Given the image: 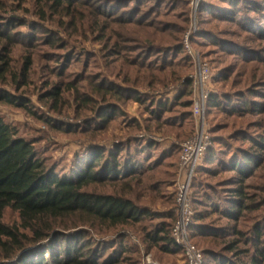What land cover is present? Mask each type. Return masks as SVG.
I'll use <instances>...</instances> for the list:
<instances>
[{
	"label": "rangeland",
	"instance_id": "1",
	"mask_svg": "<svg viewBox=\"0 0 264 264\" xmlns=\"http://www.w3.org/2000/svg\"><path fill=\"white\" fill-rule=\"evenodd\" d=\"M0 30L9 36L0 38L1 62H8L0 95L18 102H0V116L62 175L74 176L98 149L120 146V157L140 174L89 190L125 195L148 211L139 222L114 227H73L68 219V229L56 227L59 233L24 255L49 260L50 248L80 240L98 249V264L186 263L183 248L166 250L147 235L168 222L173 208L178 214L179 152L197 122L182 101L194 72L188 42L211 70V93L229 101L206 111L209 153L190 194L195 211L205 215L200 224L215 235H191L192 241L202 264L249 263L255 228L264 226V155L245 169L247 210L231 215L228 209L240 178L232 166L264 135V0H0ZM182 43L186 49L179 50ZM105 81L128 89V98L104 102L96 83ZM55 87L61 96L53 99L48 92ZM157 103H168L159 116L151 111ZM112 105L121 112L104 127L99 119ZM3 222L20 225L19 212L6 208ZM5 261L0 248V264Z\"/></svg>",
	"mask_w": 264,
	"mask_h": 264
},
{
	"label": "trees",
	"instance_id": "2",
	"mask_svg": "<svg viewBox=\"0 0 264 264\" xmlns=\"http://www.w3.org/2000/svg\"><path fill=\"white\" fill-rule=\"evenodd\" d=\"M46 1V0H45ZM56 4H63L65 0H51ZM71 1V0H68ZM0 38H9L4 31L0 30ZM119 49L118 43L113 45ZM177 47V46H176ZM179 50L186 49L184 43L179 44ZM119 53V52H118ZM113 52V54H118ZM192 66L193 58L190 56ZM3 57L0 54V62ZM31 64V58H27L26 72ZM8 62H1L0 75L6 73ZM128 81V78H125ZM97 91L102 93L103 101L108 99L120 101L127 99L128 91L120 86L110 84L108 81L97 82ZM187 97L182 100L184 105L193 109L195 84L192 77L186 80ZM49 96L56 99L61 96L60 88L55 87L48 92ZM134 97L142 100L141 94L134 92ZM107 97V98H106ZM18 103L13 98L0 95V102ZM228 100L222 96L211 93L207 100V110L212 107H221ZM229 102V101H228ZM158 107L153 108L152 114L159 116L162 111L168 109V103H157ZM21 105H27L21 103ZM250 105L245 103V108ZM257 109L255 107H251ZM249 108V109H251ZM121 109L116 105L105 109L103 118L99 119L101 124L106 127L112 118ZM193 113V111H192ZM195 132V131H194ZM194 132H190L184 141L189 139ZM253 150L244 152L240 159L232 166L240 177L231 196L232 208H229V214L240 215L247 210L250 203V197L245 192L244 179L246 168L257 159L262 160L264 155V135L257 137L253 141ZM100 149L94 152L91 160H88L74 176L62 175L56 172L44 158L40 156L35 143L19 135L18 128L7 122L0 116V248L2 250L5 262L1 264H98V249H90L89 244L78 240L72 244H66L62 247L60 243L57 247L50 248L51 259H46L43 254L37 255L33 252L31 255H24L27 247L39 245L42 241L49 239L52 235L59 233L56 227H65L63 223L69 219L73 227L80 224H92L96 222L101 225L117 226L133 222H139L148 214L146 209H141L130 198L122 194H113L100 191L89 190V187L95 183H106L112 181L133 180L140 173L137 170V164L130 158H121L123 148L118 146L115 149ZM182 153V145L179 152V158ZM209 153V146L204 153L203 159ZM202 159V160H203ZM202 162V161H201ZM200 164L195 170L192 181L191 193L195 188L196 177L198 175ZM175 207L177 206V191H175ZM194 216L190 226L191 235H215L212 234L209 227L200 224L204 213L196 212L194 201L191 199ZM11 207L20 214V225L9 226L3 222V215L6 208ZM178 218L174 208L168 212V222L159 226L148 233V238L156 243L162 242L166 250H181L176 243L172 230ZM254 234L256 236L255 253L249 263L243 264H264V226H257ZM59 242V241H58ZM88 244V245H87ZM88 247V248H87ZM35 249V248H34ZM230 261H222L223 264H233ZM102 264V263H101Z\"/></svg>",
	"mask_w": 264,
	"mask_h": 264
},
{
	"label": "built area",
	"instance_id": "3",
	"mask_svg": "<svg viewBox=\"0 0 264 264\" xmlns=\"http://www.w3.org/2000/svg\"><path fill=\"white\" fill-rule=\"evenodd\" d=\"M186 46L194 60L192 78L195 84L193 114L197 119L194 134L182 143L179 181L177 184L178 218L172 230L176 243L183 248L185 264H202L203 253L193 243L190 226L194 216L190 199L195 170L203 159L210 142L209 129L205 120L207 100L211 91L212 73L206 62L194 52L188 42Z\"/></svg>",
	"mask_w": 264,
	"mask_h": 264
}]
</instances>
